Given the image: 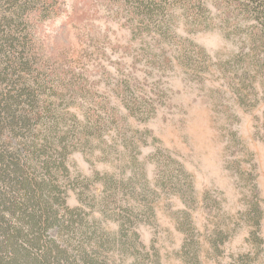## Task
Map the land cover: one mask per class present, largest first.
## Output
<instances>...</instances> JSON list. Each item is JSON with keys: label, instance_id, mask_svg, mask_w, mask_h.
<instances>
[{"label": "rangeland", "instance_id": "rangeland-1", "mask_svg": "<svg viewBox=\"0 0 264 264\" xmlns=\"http://www.w3.org/2000/svg\"><path fill=\"white\" fill-rule=\"evenodd\" d=\"M244 1L177 0L164 34L130 0H53L33 22L67 205L114 264H264V17Z\"/></svg>", "mask_w": 264, "mask_h": 264}, {"label": "trees", "instance_id": "trees-1", "mask_svg": "<svg viewBox=\"0 0 264 264\" xmlns=\"http://www.w3.org/2000/svg\"><path fill=\"white\" fill-rule=\"evenodd\" d=\"M130 1L143 24H154L161 34L169 31L165 18L177 0ZM232 1L237 3L223 0L230 7ZM244 2L248 16L264 17V0ZM54 4L0 0V264H114L107 253L116 242L109 245L108 233L97 220L88 222L82 207L67 205L69 138L42 96L47 84L34 77L33 22L51 17ZM95 180L105 189L116 186L110 179ZM78 201L82 204L80 194Z\"/></svg>", "mask_w": 264, "mask_h": 264}]
</instances>
